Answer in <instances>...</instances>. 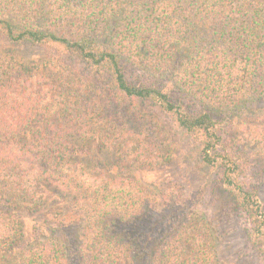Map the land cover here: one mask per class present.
Returning <instances> with one entry per match:
<instances>
[{
  "label": "trees",
  "instance_id": "1",
  "mask_svg": "<svg viewBox=\"0 0 264 264\" xmlns=\"http://www.w3.org/2000/svg\"><path fill=\"white\" fill-rule=\"evenodd\" d=\"M0 36V264H226L200 199L145 177L161 116L264 254V0H0Z\"/></svg>",
  "mask_w": 264,
  "mask_h": 264
},
{
  "label": "rangeland",
  "instance_id": "2",
  "mask_svg": "<svg viewBox=\"0 0 264 264\" xmlns=\"http://www.w3.org/2000/svg\"><path fill=\"white\" fill-rule=\"evenodd\" d=\"M13 46L0 36V48ZM26 53H42V48L33 44H23ZM257 116L264 111V102L257 105ZM255 114V115H256ZM164 123L166 149L171 152L170 160L161 168L146 173L149 180H156L164 189L170 187L172 191L182 192L190 200L198 201L201 210L206 212L217 228L223 231L222 259L226 264H264V254L249 235V222L245 212L236 207L233 199L225 190L221 182V169L219 167L203 166L197 157L199 140L179 128L169 117L161 116ZM225 124L229 129L228 136L236 134L238 126L228 120ZM253 170L260 172L259 178L263 180L264 199V166L253 165ZM197 201V200H196ZM161 210V204L157 205Z\"/></svg>",
  "mask_w": 264,
  "mask_h": 264
}]
</instances>
